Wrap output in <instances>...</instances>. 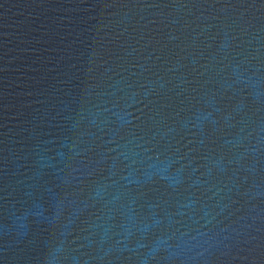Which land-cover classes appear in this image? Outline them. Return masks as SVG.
Instances as JSON below:
<instances>
[{
	"label": "water",
	"instance_id": "95a60500",
	"mask_svg": "<svg viewBox=\"0 0 264 264\" xmlns=\"http://www.w3.org/2000/svg\"><path fill=\"white\" fill-rule=\"evenodd\" d=\"M0 264H264V0H0Z\"/></svg>",
	"mask_w": 264,
	"mask_h": 264
}]
</instances>
